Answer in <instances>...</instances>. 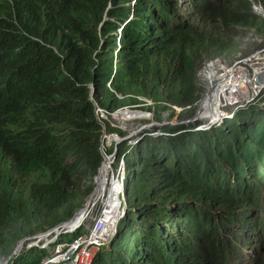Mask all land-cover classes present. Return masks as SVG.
<instances>
[{
  "label": "trees",
  "instance_id": "16d2710c",
  "mask_svg": "<svg viewBox=\"0 0 264 264\" xmlns=\"http://www.w3.org/2000/svg\"><path fill=\"white\" fill-rule=\"evenodd\" d=\"M189 2L206 28L224 11L209 0ZM175 11L172 0H0V83L16 102L4 106L0 134V261L22 237L72 217L92 190L86 178L102 161L94 103L110 113L141 103L128 94L176 105L197 99L194 74L183 70L216 42L200 38V25ZM218 28L212 18L209 29ZM224 28L229 44L232 31ZM238 121L231 134L226 126L165 127L169 134L144 135L127 152L120 143L126 214L92 264H244L240 245L251 241L259 219L238 209L255 198L264 107L241 112ZM111 131L125 135L107 125ZM86 231L62 233L50 248ZM261 249L254 264H264ZM48 251L33 246L9 264H41Z\"/></svg>",
  "mask_w": 264,
  "mask_h": 264
},
{
  "label": "clouds",
  "instance_id": "9594fccd",
  "mask_svg": "<svg viewBox=\"0 0 264 264\" xmlns=\"http://www.w3.org/2000/svg\"><path fill=\"white\" fill-rule=\"evenodd\" d=\"M211 2V7H220L224 9V11L217 13L216 15L211 16L210 22L212 18H214L222 28L210 30L209 25L206 28L205 26V17H201L202 14H199L195 11V9L190 5L189 0H172L174 3V7L176 6V15L177 18L183 21H192L193 23H197L200 25V38L204 37L206 40L212 39L216 43L210 46L203 48L205 55L200 60H195L194 68L185 69L184 71H191L194 74V88L196 94H198L197 99L189 104L185 105H176L170 102L168 99H163L154 101L151 98L143 95L138 94H128V96H133L136 99L140 100L141 103L135 104L134 106H122L118 107L115 110H119L124 108L122 111L130 110L131 112H141L147 115V117H143L141 119L149 118L151 114H155L156 118L162 116L163 110L169 111L165 113L168 115V118L173 117L171 116L174 112L176 114L175 122L176 124H171V126H165V122H162L160 125L155 124V128L153 131H143L139 136H135L137 133H132L127 135V137H132L133 140L128 142L126 138H123L122 142H126L129 151L133 147H135L138 142L144 137V135H151V136H161L167 135L168 132L164 131L163 128L165 127H182V129L176 130L174 133H179L180 131H211L213 128H219L226 126V130L229 134H231L234 128L238 124V117L239 114L243 111L249 110L251 107L263 108L264 107V95L257 96L256 101H251L247 105H241L244 103V100L236 95V90L240 89V82H245L244 80V73L238 74V72H232L231 74L228 71H225L226 68L231 66V68H236L237 63L245 65L249 60L254 59L251 56L255 53L256 50L261 49L258 43H254V39L251 38L249 35L252 31L264 33V25H262L261 21L259 20L258 15L260 14L262 18H264V0H209ZM184 4L185 12L189 13V17H182L178 15V10L181 9L178 4ZM232 11L233 13H231ZM212 15V14H211ZM237 16H239L237 18ZM237 20L233 22V20ZM226 26L229 30H231V34L229 36V44H225L227 41V36L223 33ZM122 25L120 28L117 29V34L120 33ZM253 28V29H252ZM260 42V41H259ZM206 43V42H205ZM119 36H117V47L115 48L116 52L119 49ZM208 47V48H207ZM260 53H264V49L260 51ZM244 58V59H243ZM185 73V72H184ZM236 75V76H235ZM234 76L239 81L234 79ZM257 80V79H256ZM260 83L263 82L262 79H259ZM239 83V84H238ZM222 84L225 85H235L232 92L226 93L225 90L222 88ZM246 84V82H245ZM109 86V83H107ZM91 87L90 92V99H92L93 94V86L89 84ZM181 88V87H177ZM122 98V96L120 97ZM13 100L14 104L16 103L11 96V90L6 83H0V134L3 133L2 127L6 123L8 119V108L4 107L6 104L8 106V101ZM155 104L160 106L166 107H155ZM143 105L146 108L150 107V110L147 109H139L138 106ZM16 107L17 104H16ZM95 107V114L97 115V109L100 108L94 103ZM162 111L161 113L159 112ZM112 112H105L106 114H111ZM157 111L158 114L157 115ZM118 112V111H117ZM115 114V112H114ZM131 117V116H130ZM134 117V116H133ZM98 118V117H97ZM139 118V117H134ZM152 116L151 119H153ZM174 118V117H173ZM99 120V119H98ZM131 120V119H128ZM102 135L104 133V118L102 119ZM156 131H160L157 133ZM173 133V134H174ZM111 135V134H109ZM123 137V136H122ZM101 138V137H100ZM109 138H113L110 136ZM125 140V141H124ZM121 142V143H122ZM120 144V143H119ZM118 144V145H119ZM117 145V147H118ZM125 152V153H126ZM107 159L110 158V169L112 162L117 166V171L120 173V177L117 173L115 178L111 180L113 186L116 185L118 188L117 197L119 201L118 208L114 211L108 209L107 205L104 204L99 212L95 215L92 220L91 228L88 231L86 228V232L78 235L74 239L70 241L58 242L54 244L50 248V244L55 243L53 241L55 238L62 234V233H72L78 230L83 224L80 222L78 226H75L73 229L65 228V224L68 223L76 215L70 217L67 220H64L57 225H54L46 230L37 231L35 234L27 235L22 237L14 246L12 251L8 256H6L0 264H3L7 258L12 254V252L20 246L17 254L12 256L6 264H9L10 261L15 258L22 250L29 249L33 246H39L42 248H48L49 254L45 256L44 259L51 257L57 249V247L62 243H70L73 240L77 239L82 235H94L96 238L101 236V240L98 241V245H96V249L92 260L97 253V251L104 246H108L114 235L117 232V227L119 221L124 217L126 214V200H125V174H126V165L124 161V154L121 155L119 160L116 162L117 157V148L114 147L112 152H107ZM102 155V154H101ZM106 157L102 155V162L105 161ZM99 167V168H100ZM99 173V169H98ZM113 177V173H112ZM115 180V181H114ZM256 194L254 199H246L243 202V205L240 209H238V214L241 217L246 219H259V222L256 226V229L250 231L249 237L251 241L243 242L241 246L240 253L243 254L244 257V264H254L257 258V250L256 245L261 246L264 250V155L257 166L256 174L254 178ZM82 210V209H81ZM80 210V211H81ZM63 225V226H61ZM58 226H61L57 229ZM168 227H172V222L167 223ZM158 228H162V225L157 223ZM49 236H51L49 238ZM257 239L260 240V244L258 243ZM40 241H43V244H39ZM53 241V242H52ZM22 242V243H21ZM92 260L91 263L92 264Z\"/></svg>",
  "mask_w": 264,
  "mask_h": 264
},
{
  "label": "rangeland",
  "instance_id": "374dc122",
  "mask_svg": "<svg viewBox=\"0 0 264 264\" xmlns=\"http://www.w3.org/2000/svg\"><path fill=\"white\" fill-rule=\"evenodd\" d=\"M178 5L181 8V9L178 10V15L188 18L189 17V13H186L184 11L185 10L184 4L180 3ZM255 14L258 15L259 20L261 21L262 25H264V18H262V16L260 14H257V13H255ZM249 35L251 36L252 39H254V43H258L260 48L264 49V33H259V32L252 31ZM184 72L187 73V74H190L189 71H184ZM117 96L121 97L122 95L121 94H117ZM122 110H124V108L119 109V110L117 109L115 111L112 110V111H114L116 113L117 111H122ZM114 112L111 113L110 115L106 114L104 112H102L103 115H101L100 111L98 112L99 123L102 124L103 123L102 119L104 118V129L103 130H104L105 135L107 136L106 138H104V140H103V138L101 136L99 151H100V153L102 155L104 154L106 158H107V155H108L107 151L109 152V150H111V152H112L114 150V147L117 148V145L122 142L123 138H126V140L128 142H130V140H133L132 137H127V135H130L132 133L135 134V133L138 132L135 136H139L143 131H146V130L153 131L154 128H155V124L160 125L162 122H165V126H171V124H174V123L176 124V122H175V117H176L175 112L171 115L174 118L173 117L168 118L169 111H165V110H163V112L159 110L160 113L162 112L163 118H161V116L156 118V115L153 113V114H151L149 116V118H146V119H141L142 117H139V118L127 117V118H129L131 120H127L126 122L123 121V120H120V118L118 116H113ZM165 113H168V115H165ZM122 115H124V114L120 113L119 116H122ZM152 116H154L153 119H151ZM125 117L126 116L124 115V118ZM107 125H109L110 127H113V128H116V129L124 131L125 135L123 137L120 136L118 131H111V132L108 133L107 132ZM156 132L160 133V131H156ZM109 134H111V135H109ZM110 136H112L113 138H109ZM99 167H98V169L100 170ZM116 168H117V166L114 164V161H113L112 165H111V169L109 168V170H111L112 173H113V178H115V176L118 173ZM97 175H98V170H97V173H95L94 176L90 180H89V178H86V182L91 185L92 190L87 195H85L83 197L82 203H81V207L73 214V216L77 215L80 212V210L85 207V205L88 202L89 198L91 197V195L95 191V188H96V186L98 184V181L96 182V176ZM118 175L120 177V173H118ZM105 176L108 178V174H105ZM96 190H97V188H96ZM103 196L106 198V196L104 194H103ZM93 200L91 199L90 202L92 203ZM92 204H94V203H92ZM102 207H104V204L101 201H99L98 203L94 204V206L92 207L91 211L89 212V215L82 222V224L85 226V228L88 231L91 228V224H92L93 218L95 217V215L99 212V210ZM50 237L51 236H49V238ZM55 240H56V238L53 241H55ZM39 244H43V241H40Z\"/></svg>",
  "mask_w": 264,
  "mask_h": 264
},
{
  "label": "built area",
  "instance_id": "2783aa9c",
  "mask_svg": "<svg viewBox=\"0 0 264 264\" xmlns=\"http://www.w3.org/2000/svg\"><path fill=\"white\" fill-rule=\"evenodd\" d=\"M262 50H256L251 55L254 59L249 60L245 65L237 63V67L234 70L231 66L225 69L229 74L233 71H239L238 74L244 73L246 84L241 81L240 84L238 83L240 89L236 90V95L244 100L241 105H247L251 101L254 102L257 100V96L264 95V53L261 54V61H258L259 59L256 60L257 57L260 58L258 53ZM235 76L234 79H236ZM259 79H262L263 82L260 83ZM236 81L239 80L236 79ZM99 111L101 115H103L102 112L105 113L103 109L98 108L97 117ZM106 137V135H102L103 140ZM100 240L101 236L96 238L94 235L88 234L82 235L70 243H62L51 257L43 260L42 264H90L97 247L96 245H98Z\"/></svg>",
  "mask_w": 264,
  "mask_h": 264
},
{
  "label": "bare ground",
  "instance_id": "6f19581e",
  "mask_svg": "<svg viewBox=\"0 0 264 264\" xmlns=\"http://www.w3.org/2000/svg\"><path fill=\"white\" fill-rule=\"evenodd\" d=\"M258 56L260 58L257 57L256 60L259 59L258 61H261L262 60L261 53H258ZM232 86L234 87L235 85H232ZM232 86L222 84V88L225 90L226 93L233 91L234 88ZM120 113L124 114L126 117L124 118V115L119 116ZM113 116H118L120 120H123L125 122L129 119L127 117H130V116L131 117L133 116L134 117H142V116L147 117V115L144 113L131 112L130 110L118 111ZM109 168H110V158L108 159L106 158L105 161L102 162V165L99 170V175L97 176L98 184L96 186L97 190L95 188L96 192L95 191L93 192L88 202L86 203L85 207L73 219H71L68 223L65 224V228L73 229L75 226H78L80 222H83L87 218L94 204L98 203L99 201L105 203V205H107L105 207H107L111 211H114L118 208L119 201L117 197V192H118L119 187H116V185L115 186L112 185L111 183V180L113 178L112 171L109 170ZM105 174H108V178L105 176ZM103 194L106 196V198L103 196ZM91 199L92 200L94 199L92 202L94 204L90 202Z\"/></svg>",
  "mask_w": 264,
  "mask_h": 264
},
{
  "label": "water",
  "instance_id": "95a60500",
  "mask_svg": "<svg viewBox=\"0 0 264 264\" xmlns=\"http://www.w3.org/2000/svg\"><path fill=\"white\" fill-rule=\"evenodd\" d=\"M98 175H99V173H98ZM97 175V176H98ZM97 176H96V182H97ZM74 218V217H73ZM72 218V219H73ZM70 221V220H69ZM68 221V222H69ZM61 226H63V225H61ZM61 226H58L57 227V229H59ZM22 243V242H21ZM20 249V246L19 247H17L13 252H12V254L7 258V260L3 263V264H6L7 262H8V260L12 257V256H15L16 254H17V252H18V250Z\"/></svg>",
  "mask_w": 264,
  "mask_h": 264
}]
</instances>
